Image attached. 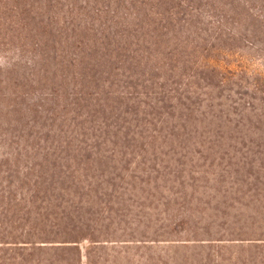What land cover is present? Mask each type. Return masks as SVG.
I'll list each match as a JSON object with an SVG mask.
<instances>
[{
    "label": "trees",
    "instance_id": "trees-1",
    "mask_svg": "<svg viewBox=\"0 0 264 264\" xmlns=\"http://www.w3.org/2000/svg\"><path fill=\"white\" fill-rule=\"evenodd\" d=\"M240 40L264 0H0V264H264Z\"/></svg>",
    "mask_w": 264,
    "mask_h": 264
},
{
    "label": "rangeland",
    "instance_id": "rangeland-1",
    "mask_svg": "<svg viewBox=\"0 0 264 264\" xmlns=\"http://www.w3.org/2000/svg\"><path fill=\"white\" fill-rule=\"evenodd\" d=\"M251 42L252 44H249L245 41L241 42L240 40L234 43L237 44V47L239 48H235V50H233L232 52L217 53L212 57V59L218 61H215L217 63L216 65L222 68H229L236 71H247L248 74H252L264 79V44H262L261 42H256V40H251ZM2 56L3 55H0V57ZM1 62L2 61H0V63ZM215 62H213L212 64H215ZM167 149L168 148H164L163 150L166 151ZM241 203L248 204V202L246 201H242ZM242 216L243 217H241V220H249V216L245 214H243ZM81 247L83 255L82 264H85L86 244H83ZM92 261L97 264H111V257L100 258L96 256L92 259Z\"/></svg>",
    "mask_w": 264,
    "mask_h": 264
}]
</instances>
